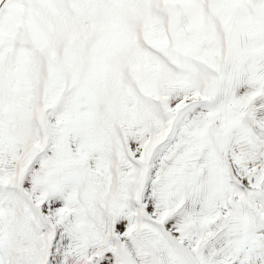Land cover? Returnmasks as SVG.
<instances>
[{
    "label": "snow or ice",
    "instance_id": "obj_1",
    "mask_svg": "<svg viewBox=\"0 0 264 264\" xmlns=\"http://www.w3.org/2000/svg\"><path fill=\"white\" fill-rule=\"evenodd\" d=\"M0 264H264V0H0Z\"/></svg>",
    "mask_w": 264,
    "mask_h": 264
}]
</instances>
